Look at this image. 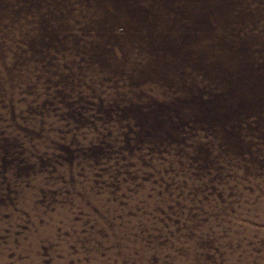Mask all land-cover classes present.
<instances>
[{"label": "rangeland", "instance_id": "rangeland-1", "mask_svg": "<svg viewBox=\"0 0 264 264\" xmlns=\"http://www.w3.org/2000/svg\"><path fill=\"white\" fill-rule=\"evenodd\" d=\"M0 264H264V0H0Z\"/></svg>", "mask_w": 264, "mask_h": 264}, {"label": "trees", "instance_id": "trees-1", "mask_svg": "<svg viewBox=\"0 0 264 264\" xmlns=\"http://www.w3.org/2000/svg\"><path fill=\"white\" fill-rule=\"evenodd\" d=\"M247 80V79H246Z\"/></svg>", "mask_w": 264, "mask_h": 264}]
</instances>
